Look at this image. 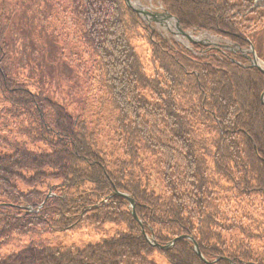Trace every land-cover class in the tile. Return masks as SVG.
I'll return each instance as SVG.
<instances>
[{
  "label": "trees",
  "instance_id": "obj_1",
  "mask_svg": "<svg viewBox=\"0 0 264 264\" xmlns=\"http://www.w3.org/2000/svg\"><path fill=\"white\" fill-rule=\"evenodd\" d=\"M160 1L184 29L242 49L252 44L264 59V0ZM3 5L0 264H157L156 253L170 264H264V212L259 220L223 207L241 208L255 196L264 204L259 69L240 52L169 41L125 0H71L90 66L67 60L91 95L96 81L105 92L99 102L117 113L124 155L112 158L100 147L99 118L92 125L17 72L8 42L14 16ZM141 151L157 159L161 194L146 184ZM118 192L135 200L140 221ZM107 224L124 229L82 247L40 238ZM185 235L205 260L188 238L159 248ZM152 236L159 246L149 242ZM23 237L31 241L3 252Z\"/></svg>",
  "mask_w": 264,
  "mask_h": 264
},
{
  "label": "rangeland",
  "instance_id": "obj_2",
  "mask_svg": "<svg viewBox=\"0 0 264 264\" xmlns=\"http://www.w3.org/2000/svg\"><path fill=\"white\" fill-rule=\"evenodd\" d=\"M140 2L146 9L157 12L162 10L159 0H140ZM0 3H4L2 11L14 16L8 42L11 48L10 54L17 63V72L35 81L46 95L66 106L72 113L84 114L92 125L96 124L98 122L96 119L99 118L101 149L112 158L123 157L124 142L117 133L116 111L110 104L99 102L105 92L94 80L91 89L94 94L89 93L85 79L67 60L73 56L85 63V66H90L87 49L81 41V28L76 25L72 14L71 0H0ZM157 26L166 38L175 39L188 46L193 42L212 47L228 44L224 39L206 32L189 30L187 33L192 37L190 40L172 25L170 28L159 24ZM253 28L260 26L254 24ZM256 52L264 64V59L259 56L258 51ZM1 107L0 104V109ZM2 119H6V116ZM10 130L15 129L10 126ZM140 154L144 161V176L149 190L158 194L163 193L165 184L157 166V159L145 151H141ZM263 206L262 198L258 196L246 202V205L243 204L241 208L233 202L223 204V207L236 217H241V212L247 211L259 220L262 219L260 215L264 212ZM239 209L242 211L239 212ZM121 229H124L123 225L107 224L104 229L95 230L93 227H85L67 234H46L40 238L48 240L54 246L82 247L87 243L100 242L104 237H112ZM30 238L23 237L17 242L20 244L19 247L11 246L3 252L20 249L31 241ZM33 238L35 241L38 240L36 237ZM152 258L157 264H170L159 253L154 254Z\"/></svg>",
  "mask_w": 264,
  "mask_h": 264
},
{
  "label": "water",
  "instance_id": "obj_3",
  "mask_svg": "<svg viewBox=\"0 0 264 264\" xmlns=\"http://www.w3.org/2000/svg\"><path fill=\"white\" fill-rule=\"evenodd\" d=\"M125 1L128 4V6L135 9L139 14H141L149 22H155V23H160L162 25H164V24L167 25L166 21H173L175 23L177 29L179 30V32L186 35L189 39H191L190 35L185 30H183V28L181 27L180 21L176 17H174L172 14H170L167 10H165L163 7H162L164 10L163 13L151 12L150 10H147L146 8H144L141 4L136 5V3L133 2L132 0H125ZM248 52L253 54V58L249 57V59L251 60V66L259 68L264 73V67L262 66L261 61L257 57L256 52L254 50V47L251 46V49ZM263 101H264V94H263ZM118 194L122 195L123 197H125L129 200L130 205L132 207L133 215H134L135 219L139 221L138 216H137L136 211H135L134 199L129 197L127 194H124V193H118ZM182 238H188V239L192 240L194 242L195 251L198 253V255L201 258L204 259L203 255L199 249L198 244L196 243L194 238L191 236H186V235L181 236L179 238H176L172 243H169L168 245L161 247V248H163V249L169 248L175 241H177L178 239H182ZM149 240L151 241L152 244L157 245L154 237H152Z\"/></svg>",
  "mask_w": 264,
  "mask_h": 264
},
{
  "label": "bare ground",
  "instance_id": "obj_4",
  "mask_svg": "<svg viewBox=\"0 0 264 264\" xmlns=\"http://www.w3.org/2000/svg\"><path fill=\"white\" fill-rule=\"evenodd\" d=\"M139 2V0H137V3Z\"/></svg>",
  "mask_w": 264,
  "mask_h": 264
}]
</instances>
